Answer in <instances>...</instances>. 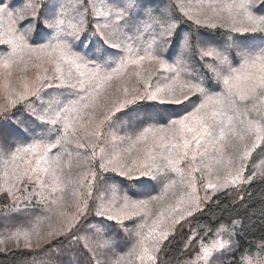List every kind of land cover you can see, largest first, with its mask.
I'll return each mask as SVG.
<instances>
[{
  "label": "snow or ice",
  "instance_id": "6c2138e0",
  "mask_svg": "<svg viewBox=\"0 0 264 264\" xmlns=\"http://www.w3.org/2000/svg\"><path fill=\"white\" fill-rule=\"evenodd\" d=\"M0 69V236L16 249L66 241L88 264H163L209 192L256 175L244 173L264 153V0H0ZM174 174L185 191L154 213ZM239 223L190 229L184 264L232 254Z\"/></svg>",
  "mask_w": 264,
  "mask_h": 264
},
{
  "label": "trees",
  "instance_id": "16d2710c",
  "mask_svg": "<svg viewBox=\"0 0 264 264\" xmlns=\"http://www.w3.org/2000/svg\"><path fill=\"white\" fill-rule=\"evenodd\" d=\"M42 31V29H41ZM43 42V41H41ZM256 156L253 155L248 164V173H252L251 164L255 161ZM181 167V166H180ZM182 168V167H181ZM81 169L73 168L72 175L75 176ZM186 172V170H185ZM262 174L255 175L250 183H243L237 186H229L226 190H222L212 195L213 199L203 206L205 211L203 213L195 214L194 218H189L187 223L184 224L183 229L179 225L176 226L177 230L169 237L168 241L164 242L165 250L161 253L163 264H184L186 259L195 258V248L185 249L184 242L188 236L191 235L190 229H195L196 232L203 234L202 228L205 225H214L217 221L229 226L232 220L239 221L236 226L239 235L236 236L239 247L232 250V254H225L221 256L216 264H225V262H232V264H240L242 255L248 253L252 259V264H258L257 253L261 252L258 247L264 244V179L261 178ZM180 184V176L174 174L172 177ZM152 195H158L159 190L152 191ZM70 195V193H69ZM242 198V199H241ZM169 199L165 198L162 207H167L166 203ZM7 201L0 196V208H2ZM71 205V200H68ZM153 206V205H152ZM154 207V206H153ZM72 211L71 207L66 209ZM158 210H153L157 212ZM149 218V222L151 219ZM170 218H166L165 223L169 222ZM7 223V221H5ZM132 229L135 226L132 224L127 225ZM164 227V224H161ZM147 231V229H145ZM226 236V235H223ZM217 237L213 233H209L208 238L213 239ZM170 241V242H169ZM66 241L61 243L52 242L51 249L45 248L43 252H29L23 248L19 249L16 246L7 249L0 248V264H62L69 255H75L77 260H83L88 264V256L82 251L76 253H69L65 250ZM53 249L60 250L57 255Z\"/></svg>",
  "mask_w": 264,
  "mask_h": 264
},
{
  "label": "rangeland",
  "instance_id": "374dc122",
  "mask_svg": "<svg viewBox=\"0 0 264 264\" xmlns=\"http://www.w3.org/2000/svg\"><path fill=\"white\" fill-rule=\"evenodd\" d=\"M147 67V65L145 66ZM3 70L0 69V72H2ZM131 86V85H129ZM255 155L256 156V159L255 161H253L251 164L253 165L252 167V173L255 171L256 175H259L261 173H264V153H261L259 150H256L253 152V154L245 161V164H246V169H245V177H247L248 175H251L252 173H248V164L250 163V159L251 157ZM239 161H237L238 163ZM183 169H185L187 171V163H183L180 165ZM223 175V174H222ZM243 184V183H241ZM241 184H238V185H241ZM231 186V185H230ZM237 186V185H236ZM197 188H198V192H199V195L201 197H203L205 195V192L204 190L200 187V185L198 184L197 185ZM185 191V189H183L181 187V185L178 183L176 184V187L175 189L172 190V192L169 193V199L166 203L169 204V203H172V204H175V201L179 198V194L181 192ZM214 193H211L209 192V195H213ZM163 205V204H162ZM162 205H150V209L153 211V210H158L160 207H162ZM205 205V203H202V207ZM42 231H46L47 230V222L45 223V225L42 226L41 228ZM228 237L227 236H217L216 238H213V239H221V240H226ZM33 239H35V237H33ZM0 240H3L4 242L3 243H0V248H3V249H7L9 247H13L15 246V242L14 241H10V240H7L5 239L4 237L0 236ZM21 245H23V240L21 239ZM193 259V258H192Z\"/></svg>",
  "mask_w": 264,
  "mask_h": 264
}]
</instances>
